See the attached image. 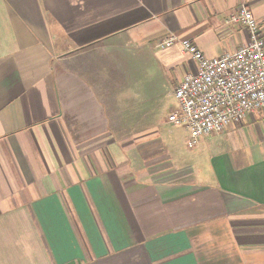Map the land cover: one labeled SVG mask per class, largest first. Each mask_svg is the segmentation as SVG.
<instances>
[{
    "label": "crops",
    "instance_id": "crops-1",
    "mask_svg": "<svg viewBox=\"0 0 264 264\" xmlns=\"http://www.w3.org/2000/svg\"><path fill=\"white\" fill-rule=\"evenodd\" d=\"M264 37V0H0V264H264V108L186 146L165 99ZM187 133V132H186Z\"/></svg>",
    "mask_w": 264,
    "mask_h": 264
},
{
    "label": "built area",
    "instance_id": "built-area-1",
    "mask_svg": "<svg viewBox=\"0 0 264 264\" xmlns=\"http://www.w3.org/2000/svg\"><path fill=\"white\" fill-rule=\"evenodd\" d=\"M228 21L245 27L249 40L219 57L208 58L193 43L174 35L160 41L161 48L178 44L195 63V70L185 73L172 89L175 105L167 116L169 123L186 130L189 149L202 137L220 133L264 108V37L245 5Z\"/></svg>",
    "mask_w": 264,
    "mask_h": 264
},
{
    "label": "rangeland",
    "instance_id": "rangeland-1",
    "mask_svg": "<svg viewBox=\"0 0 264 264\" xmlns=\"http://www.w3.org/2000/svg\"><path fill=\"white\" fill-rule=\"evenodd\" d=\"M174 105H175V100L172 97V94H168V96H166L164 106L169 108V107H172ZM174 134L180 138L181 136H183L184 134H187V133H186V131H183V129H177V131H175Z\"/></svg>",
    "mask_w": 264,
    "mask_h": 264
}]
</instances>
